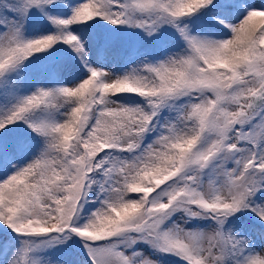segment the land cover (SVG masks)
<instances>
[{"label": "snow or ice", "instance_id": "obj_1", "mask_svg": "<svg viewBox=\"0 0 264 264\" xmlns=\"http://www.w3.org/2000/svg\"><path fill=\"white\" fill-rule=\"evenodd\" d=\"M0 264H264V0H0Z\"/></svg>", "mask_w": 264, "mask_h": 264}]
</instances>
